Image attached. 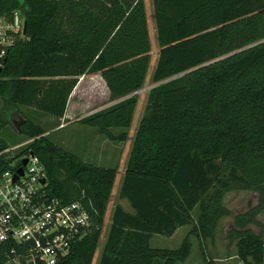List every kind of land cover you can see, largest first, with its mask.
I'll return each instance as SVG.
<instances>
[{"label":"trees","instance_id":"obj_1","mask_svg":"<svg viewBox=\"0 0 264 264\" xmlns=\"http://www.w3.org/2000/svg\"><path fill=\"white\" fill-rule=\"evenodd\" d=\"M124 3L0 0V17L23 14L26 36L10 47L1 69L0 126L15 121L24 133L30 125L20 109L33 108L110 140V130L128 129L151 44L143 0ZM152 6L159 47L152 81L159 85L148 94L119 190L131 212L115 208L99 264L183 262L190 238L213 239L229 215L222 194L264 187V0ZM5 149L0 135V153ZM29 151L44 167L47 197L80 202L93 217L91 233L59 264H92L115 173L43 138L22 152ZM21 153L0 156V165ZM195 209L197 224L178 250L150 247L152 236L170 238L191 226ZM253 223L251 214L235 220L242 264L264 260L261 239L242 231Z\"/></svg>","mask_w":264,"mask_h":264},{"label":"rangeland","instance_id":"obj_2","mask_svg":"<svg viewBox=\"0 0 264 264\" xmlns=\"http://www.w3.org/2000/svg\"><path fill=\"white\" fill-rule=\"evenodd\" d=\"M127 2L124 4L127 5L132 0H127ZM143 2L151 44L150 65L142 89L135 93L138 102L132 123L128 129L110 130L113 138L110 140L100 134L97 129L82 126L77 122H62L33 108L20 109L22 116L30 125L29 129L24 131V133L15 130V121H12L10 125L0 126V135L7 148L19 147L17 150L11 152L13 154L21 153L30 144L43 138L62 151L76 156L87 164L97 168L112 170L115 173L114 183L110 189L109 198L106 203L105 222L101 229L98 250L92 264H99L101 255L105 249L115 208L117 206H126V209L129 210V207L118 198L122 172L127 167L134 145V135L145 114L148 94L152 88L159 85L152 81L153 71L159 56L152 0H143ZM114 103L105 104L104 107L111 106ZM1 108L2 103L0 102V110ZM94 112L97 111L89 114ZM61 125H65V127L59 128ZM221 205L229 212V215L219 220L214 238L201 240V242L195 237H191L189 257L177 264H242L237 249V243L241 237L238 236L237 238V235L232 233L233 231H241L240 228L236 227L235 220L244 214L253 215L257 224L248 225L242 231L245 230L259 237L264 243V187L258 191L233 190L224 193L221 197ZM198 216V210L195 209L192 213L194 222L191 226H188L187 232H190L196 226ZM187 232L181 230V232H178L172 238L153 236L149 241V245L151 248L176 251L180 248L183 238L187 237L189 233ZM253 264L257 263L254 262ZM261 264H264V260Z\"/></svg>","mask_w":264,"mask_h":264},{"label":"built area","instance_id":"obj_3","mask_svg":"<svg viewBox=\"0 0 264 264\" xmlns=\"http://www.w3.org/2000/svg\"><path fill=\"white\" fill-rule=\"evenodd\" d=\"M18 39H26L25 19L14 10L0 17V69ZM45 186L44 167L30 151L0 165V264H59L91 233L93 217L82 203L51 199Z\"/></svg>","mask_w":264,"mask_h":264},{"label":"crops","instance_id":"obj_4","mask_svg":"<svg viewBox=\"0 0 264 264\" xmlns=\"http://www.w3.org/2000/svg\"><path fill=\"white\" fill-rule=\"evenodd\" d=\"M101 110V109H100ZM61 121L62 122H64V119H61ZM70 123H72V122H70ZM64 127H65V125H64ZM63 127V128H64ZM124 173H125V170L122 172V178H121V183H122V179H123V175H124ZM120 187H121V184H120ZM120 190V189H119ZM122 202H124L127 206H128V203L126 202V201H124V200H121ZM129 207V206H128ZM123 209H124V211L125 212H128V213H130L131 212V210H130V208H129V210L128 209H126V206H124V207H122ZM188 228V226H186V227H182V228H180V229H178L176 232H175V234L172 236V237H174L178 232H181V230L183 231V232H187V229ZM189 232V231H188ZM187 232V233H188ZM153 237V236H152ZM158 237H161V236H158ZM171 237V238H172ZM185 238H183V240H184ZM183 240H182V242H183ZM202 242V241H201ZM182 244V243H181ZM152 249H161V248H152ZM166 250H168V249H166Z\"/></svg>","mask_w":264,"mask_h":264},{"label":"water","instance_id":"obj_5","mask_svg":"<svg viewBox=\"0 0 264 264\" xmlns=\"http://www.w3.org/2000/svg\"><path fill=\"white\" fill-rule=\"evenodd\" d=\"M0 73H1V69H0ZM23 165H26V161L23 162ZM18 175H19V176L22 175V170H21V169H19V171H18ZM16 178H17V177H14V180H16ZM44 183H45V181L42 180V181H41V184H44Z\"/></svg>","mask_w":264,"mask_h":264}]
</instances>
